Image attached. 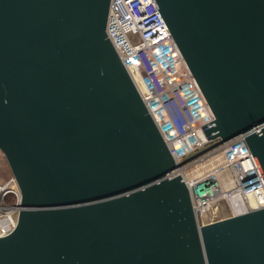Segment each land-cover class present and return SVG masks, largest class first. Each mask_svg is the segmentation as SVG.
I'll return each mask as SVG.
<instances>
[{
  "label": "water",
  "instance_id": "water-1",
  "mask_svg": "<svg viewBox=\"0 0 264 264\" xmlns=\"http://www.w3.org/2000/svg\"><path fill=\"white\" fill-rule=\"evenodd\" d=\"M264 182V0H152ZM111 0H0V151L20 191L0 264H264V209L198 226L106 36Z\"/></svg>",
  "mask_w": 264,
  "mask_h": 264
},
{
  "label": "built area",
  "instance_id": "built-area-1",
  "mask_svg": "<svg viewBox=\"0 0 264 264\" xmlns=\"http://www.w3.org/2000/svg\"><path fill=\"white\" fill-rule=\"evenodd\" d=\"M106 36L175 163L165 179L185 185L197 225L264 209V182L243 136L208 147L201 127L214 117L153 1L111 0ZM19 203L11 177L0 184V238L15 228Z\"/></svg>",
  "mask_w": 264,
  "mask_h": 264
},
{
  "label": "rangeland",
  "instance_id": "rangeland-1",
  "mask_svg": "<svg viewBox=\"0 0 264 264\" xmlns=\"http://www.w3.org/2000/svg\"><path fill=\"white\" fill-rule=\"evenodd\" d=\"M216 144H217L216 142L211 143V144L208 145V147H212V146H214ZM208 147L204 148V150L207 149ZM11 177H13L12 171L9 168L8 164H7V161L5 159V156L0 151V184H3L4 182H6ZM219 215H220L219 217H223L224 216L223 214H219ZM216 216L218 217V214ZM209 219H210L209 217L206 218L204 220V223L208 222Z\"/></svg>",
  "mask_w": 264,
  "mask_h": 264
}]
</instances>
